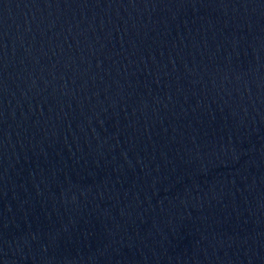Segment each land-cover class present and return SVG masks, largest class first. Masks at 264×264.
<instances>
[{
  "label": "water",
  "instance_id": "95a60500",
  "mask_svg": "<svg viewBox=\"0 0 264 264\" xmlns=\"http://www.w3.org/2000/svg\"><path fill=\"white\" fill-rule=\"evenodd\" d=\"M0 264H75L37 193L1 106Z\"/></svg>",
  "mask_w": 264,
  "mask_h": 264
}]
</instances>
